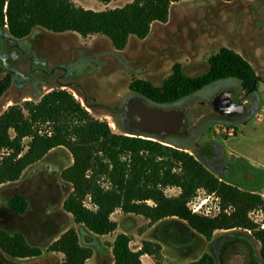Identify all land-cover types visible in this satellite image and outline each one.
Returning a JSON list of instances; mask_svg holds the SVG:
<instances>
[{"label": "trees", "instance_id": "16d2710c", "mask_svg": "<svg viewBox=\"0 0 264 264\" xmlns=\"http://www.w3.org/2000/svg\"><path fill=\"white\" fill-rule=\"evenodd\" d=\"M97 1L108 4L114 0ZM187 1L195 0H133L123 8L95 12L76 7L70 0H0V30L13 39H23L37 28L81 37L101 35L121 51L130 37L145 39L151 25L167 22L173 5ZM230 82L233 86L228 85ZM261 82L245 58L220 48L200 76L186 77L180 65H175L161 87L134 80L129 90L158 107L173 108L220 85L239 89L246 96L255 95ZM9 85L8 79L0 83V97ZM189 135L163 140L174 146L166 147L159 141L114 134L106 121L93 118L71 93L53 89L37 102L12 105L0 114V188L16 184L54 150L63 149L70 155L71 165L59 173L60 181L70 188L62 210L81 228L83 239L70 228L49 242L46 251L61 255V264H87L95 238L116 230L117 224L111 219L116 211L142 217L149 225L178 226L184 235L206 242L216 232L250 234L260 245L259 257L264 262V229L251 219L253 212H264L262 195L241 182L217 178L208 167L218 171L217 164L224 162L220 147L207 143L194 157L186 152ZM250 170L247 173H252ZM255 172L256 186H264V173ZM172 188L179 194L167 196L165 190ZM198 191L217 200L216 215L189 208ZM5 207L12 215L23 216L29 204L22 195H14ZM129 244L126 234L115 237L112 264H142L140 258L145 255L157 262L161 251L157 243L143 242L138 251L131 250ZM0 254L24 261L39 258L42 251L23 233H10L0 226ZM188 264L217 263L213 256L204 254Z\"/></svg>", "mask_w": 264, "mask_h": 264}, {"label": "rangeland", "instance_id": "374dc122", "mask_svg": "<svg viewBox=\"0 0 264 264\" xmlns=\"http://www.w3.org/2000/svg\"><path fill=\"white\" fill-rule=\"evenodd\" d=\"M70 1L84 10L102 12L123 8L133 0H114L108 4L97 0ZM0 33L5 39H0V83L10 81L0 97V114L9 106L37 102L43 94L61 89L71 93L93 118L106 121L114 134L159 141L166 147L174 146L163 142L164 139L125 130L120 113L125 103L138 97L129 90L130 83L144 80L161 87L175 65H180L186 77L195 78L206 71L208 60L220 48L240 54L262 82L255 95L246 96L239 89L232 90L235 99L248 100L246 106L253 99L259 101L252 115L241 122L229 123L228 127L234 129L233 136H228V129L223 132L222 129L227 128L225 124L207 115V103L204 104L219 90L230 89L227 86L210 88L195 98L175 104L174 108H182L186 114V128L190 132L187 139L190 146L186 152L195 157V151L202 145L216 143L227 171L208 169L220 180L241 182L255 189L264 199V186L257 187L259 181L253 178V171L263 174L264 168L249 162L264 165V0L229 3L195 0L175 4L166 23L151 25L143 40L130 37L121 51L115 50L101 35L81 37L75 33L55 34L39 28L23 39L10 38L3 30ZM57 67H70L69 77L59 79L62 71H54ZM228 85L233 86V83ZM81 91L87 103L96 106L86 108ZM71 163L72 158L65 150H54L28 169L16 184L1 188L3 207L12 196L22 195L29 208L23 216H0V225L10 233H23L31 245L41 249L42 255L37 259L16 261L0 254V264H61V255L46 251L49 242L69 228H74L83 239L81 228L62 210L70 188L60 181L59 173ZM243 163L252 173H247L249 168ZM165 194L176 196L179 190L166 189ZM189 208L204 215L218 212L217 200L203 191L197 192ZM111 219L117 224L116 230L95 238L91 245L93 255L87 264H112L111 245L121 233L130 238L129 246L133 251L146 241L160 245L156 264H188L204 254L213 256L217 264H264L259 257L260 245L250 234L241 231L216 232L212 240L206 242L184 235L178 226L149 225L142 217L124 215L120 211L114 212ZM251 219L264 229L263 211L253 212Z\"/></svg>", "mask_w": 264, "mask_h": 264}, {"label": "water", "instance_id": "95a60500", "mask_svg": "<svg viewBox=\"0 0 264 264\" xmlns=\"http://www.w3.org/2000/svg\"><path fill=\"white\" fill-rule=\"evenodd\" d=\"M231 96L232 90L222 91L205 105V110L208 114L220 116L233 113L242 114L243 104L233 101ZM83 105L88 109L96 106L88 104L85 97ZM120 114L125 122V130L128 133L164 140L188 135L185 113L179 108L158 107L143 98L136 97L124 104ZM246 123L244 122L243 124Z\"/></svg>", "mask_w": 264, "mask_h": 264}, {"label": "flooded vegetation", "instance_id": "af4514ba", "mask_svg": "<svg viewBox=\"0 0 264 264\" xmlns=\"http://www.w3.org/2000/svg\"><path fill=\"white\" fill-rule=\"evenodd\" d=\"M0 39L5 40L4 37L1 35V33H0ZM1 41H2V40H1ZM69 68H70V67H68V68L57 67L54 71H56V70H61V71H62V74H61V76L59 77V79H60V78H61V79H64L65 77H69V75H70V69H69ZM52 72H53V71H52ZM225 90H226V89H225ZM222 91H224V90H219L216 94H213L212 96H209V97L207 98V100H205L204 104H205V103H209V102H211V101L213 100V98H214L215 96H217L218 94H220ZM81 93H82L83 98H84V97L86 98L85 94H84L82 91H81ZM234 97H235V96H234V94L232 93L231 98L233 99V101H235V102H240V103H242L243 106H244V109H243V113H242V114H236V113H233V114L226 115V116H220V115H216V114H207V115H208V116L218 117V118H219V121L222 120V121H225V122H227V123H238V122L243 121L245 118L249 117L250 115H252V114L254 113V111L257 110V107H258V105H259V101H258L257 99H253V100L251 101V104L248 105V106H246L245 104H248V100H246V98H244V100H242V101H239V100L235 99ZM91 105H92V104H91ZM181 110H182V108H181ZM184 113H185V112H184ZM185 122H186V114H185ZM187 131H188V130H187ZM188 134H189V131H188ZM217 167H218V169L221 170L223 173H226L227 168L223 165V163H218V164H217Z\"/></svg>", "mask_w": 264, "mask_h": 264}, {"label": "crops", "instance_id": "0c3cea01", "mask_svg": "<svg viewBox=\"0 0 264 264\" xmlns=\"http://www.w3.org/2000/svg\"><path fill=\"white\" fill-rule=\"evenodd\" d=\"M240 55V54H239ZM251 65V64H250ZM250 162V164L252 165V166H260V167H263L264 168V165H259V164H254L253 162H251V161H249ZM8 186V185H7ZM4 187H6V186H3V187H1V188H4ZM1 188H0V190H1ZM5 214H7L8 216H12V213L10 212V211H8L7 209H6V207H3V205H1V203H0V216H5ZM67 215V214H66ZM67 216H69V215H67ZM1 226V225H0ZM5 229V228H4ZM70 229V228H69ZM65 230H67V229H65ZM65 230H63L62 232H64ZM61 232V233H62ZM60 233V234H61ZM124 234V233H123ZM56 239V238H55ZM142 245V244H141ZM141 248V246L137 249V250H135V251H138L139 249ZM141 262H142V264H152V261L151 260H153L152 258H150L149 256H142L141 258ZM154 264H156L155 262H153Z\"/></svg>", "mask_w": 264, "mask_h": 264}, {"label": "built area", "instance_id": "2783aa9c", "mask_svg": "<svg viewBox=\"0 0 264 264\" xmlns=\"http://www.w3.org/2000/svg\"><path fill=\"white\" fill-rule=\"evenodd\" d=\"M227 126V128H223L222 130H223V132H226V130L228 129V131H227V134H228V136H233V134H234V129L233 128H229L228 127V125H226ZM194 212V211H193Z\"/></svg>", "mask_w": 264, "mask_h": 264}]
</instances>
